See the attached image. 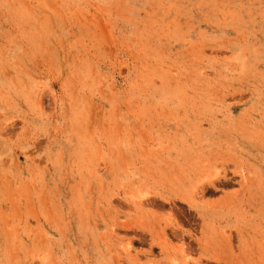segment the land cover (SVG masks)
<instances>
[{"label": "rangeland", "instance_id": "1", "mask_svg": "<svg viewBox=\"0 0 264 264\" xmlns=\"http://www.w3.org/2000/svg\"><path fill=\"white\" fill-rule=\"evenodd\" d=\"M0 264H264V0H0Z\"/></svg>", "mask_w": 264, "mask_h": 264}, {"label": "bare ground", "instance_id": "2", "mask_svg": "<svg viewBox=\"0 0 264 264\" xmlns=\"http://www.w3.org/2000/svg\"><path fill=\"white\" fill-rule=\"evenodd\" d=\"M238 197V196H237ZM230 198V197H229Z\"/></svg>", "mask_w": 264, "mask_h": 264}]
</instances>
